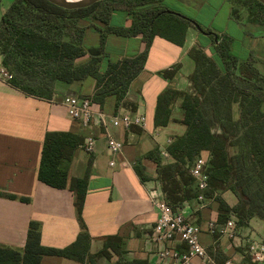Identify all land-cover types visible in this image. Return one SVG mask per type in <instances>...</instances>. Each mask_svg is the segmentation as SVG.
<instances>
[{
	"label": "trees",
	"instance_id": "trees-1",
	"mask_svg": "<svg viewBox=\"0 0 264 264\" xmlns=\"http://www.w3.org/2000/svg\"><path fill=\"white\" fill-rule=\"evenodd\" d=\"M232 1L234 20L244 18L249 24L264 27L262 3ZM117 12L129 17V26L112 24ZM86 19L89 23L81 25V20ZM190 28L209 35L220 63L198 47L190 51L195 62L190 77L194 93L167 89L158 97L154 120L156 127H166L171 122L173 104L181 100L185 132L167 147L171 161H165L157 149L150 151L147 158L157 166V179L172 209L197 200L199 191L190 170L198 157L207 154L210 188L205 198L219 204L218 223L224 224L232 216L239 227L255 217L264 221V61L253 52L246 60L237 58L232 53L229 36L211 33L210 29L168 9L163 0H103L72 10L48 0H14L0 19V57L3 68L12 76L9 83L28 96L52 100L59 83L93 78L95 91L88 99L103 107L106 99L114 96L118 108L131 82L144 69L154 38L158 36L183 46ZM89 30L99 35L98 47H87ZM109 35L141 37L145 48L136 57L110 61L105 49ZM175 73L176 70L164 71L162 75L171 80ZM83 143L82 138L69 132H47L38 179L52 188H68L73 192L84 230L81 214L88 173L68 181L74 152ZM136 172L143 178L140 167H136ZM223 190L237 196L234 207L215 195ZM0 197L29 202L28 198L2 192ZM90 240L89 233L83 231L66 248L44 247L38 223L31 222L24 250L0 248V264H40L45 255L96 264L97 256L90 253ZM110 250L119 257L114 264H145L122 260L125 251L119 237L108 238L100 254L109 258ZM244 263L258 264L250 256L244 258Z\"/></svg>",
	"mask_w": 264,
	"mask_h": 264
},
{
	"label": "crops",
	"instance_id": "crops-1",
	"mask_svg": "<svg viewBox=\"0 0 264 264\" xmlns=\"http://www.w3.org/2000/svg\"><path fill=\"white\" fill-rule=\"evenodd\" d=\"M170 1L163 0L168 9ZM183 2L180 5L195 10L196 16L191 17L183 11L182 15L199 25H204L206 22L202 23L199 10L208 5L207 0ZM221 2L222 5H228V10L222 17L225 21V30L222 29V25L216 24L217 12L213 13L208 29L216 35L229 36L232 39V53L239 58L234 50L235 41L228 31L231 26L240 27L248 55L239 59L246 60L253 52L257 58L264 61V27L249 24L244 18L234 20L231 16L233 1ZM5 11L6 9L0 12V19ZM117 13L130 24L126 14ZM83 21L84 26L89 23L88 20ZM94 23L102 27L100 23ZM110 38L112 35L107 37L105 47L109 57L107 59L110 61L136 57L145 48L141 37L116 36L114 38L121 39L113 41ZM85 43L87 47H98L99 35L93 42H89L86 36ZM196 47L220 63L209 35L207 37L194 28L188 30L183 46L155 37L145 67L131 82L123 103L116 108V99L111 96L106 99L103 107L98 105L95 108L108 117L126 112L146 117L145 129L133 126L126 130L109 125L107 131L124 143L122 151L115 156L111 155L107 147L106 128L102 125L84 128L79 121L70 117L63 104L64 98L68 96L90 97L95 91V79L87 78L72 84L59 83L53 99L44 100L28 96L13 87L0 72V192L29 199V202H21L0 197V248L23 251L29 225L36 222L41 233V244L48 248H66L75 242L81 232L87 231L91 238L90 253L97 256L96 264H114L119 260L118 255L111 250L109 258L100 254L104 242L110 237L122 239L125 251L122 260L127 263L162 262L158 253L169 244L154 243L150 238L158 219V212L148 191L156 189L165 199L166 195L161 181L157 179V166L147 158V154L154 149L160 152L167 151L173 139L185 132L186 128L181 123L183 119L181 100L173 104L171 122L166 127H156L154 120L158 97L167 89L194 93L190 77L195 71V62L190 56V51ZM106 63L107 60L104 61L102 70ZM1 69L3 66L0 57V71ZM175 70L176 73L171 80L165 79L162 75L164 71ZM47 132H69L82 138L83 142L88 137L96 140L94 151L91 153H87L79 146L68 168L69 182L73 178H83L88 173V187L81 214L84 230L79 222L73 192L68 188L63 190L52 188L38 179ZM164 160L171 161L170 158ZM111 162H114L113 166ZM137 166L141 168L144 179L136 172ZM215 195L221 197L230 207L238 203L237 196L230 190L218 191ZM188 206L190 209L187 221L202 229L201 242L216 264H225L227 261L233 264H247L244 263L243 255L244 236L250 235L249 239H264V224L260 219L257 221L256 217L250 219L245 226L239 227L236 223V230L240 231L241 235L234 241L218 234L211 235L208 232L209 223L215 222L220 225L219 204L214 199L205 198L203 202L189 201ZM40 264L81 263L60 256L45 255L41 258ZM195 264L207 263L197 259Z\"/></svg>",
	"mask_w": 264,
	"mask_h": 264
},
{
	"label": "built area",
	"instance_id": "built-area-1",
	"mask_svg": "<svg viewBox=\"0 0 264 264\" xmlns=\"http://www.w3.org/2000/svg\"><path fill=\"white\" fill-rule=\"evenodd\" d=\"M1 75L7 81L12 76L6 69H1ZM70 117L81 123L84 128H91L94 125L106 128L107 147L111 155L115 156L120 153L124 147V143L115 139L109 131V125L113 127H122L129 130L136 126L145 129L147 126L146 117L144 115H133L129 112L124 114L108 117L100 111H96L97 107L90 99L79 96H68L63 100ZM96 140L93 137L85 139L82 148L91 153L94 151ZM161 156L169 159L170 155L167 151H161ZM209 157L203 154L198 157L190 170L191 176L197 185L199 195L197 201L205 200V192L209 190V175L207 174ZM114 165V162H111ZM148 194L158 212V219L151 233V240L154 243H168L169 245L160 249L158 256L162 262L159 264H195V260L201 259L207 264H216L214 259L208 254L206 248L201 242L202 229L195 224L187 221L189 211L188 202H185L177 209H172L167 203L162 193L156 189H150ZM208 232L211 235H220L227 237L229 240H236V218L231 217L226 223L218 225L211 222L208 225ZM175 243V244H174ZM181 246V247H180ZM248 254L253 262L264 264V239L248 240ZM225 264H233L231 261Z\"/></svg>",
	"mask_w": 264,
	"mask_h": 264
},
{
	"label": "rangeland",
	"instance_id": "rangeland-1",
	"mask_svg": "<svg viewBox=\"0 0 264 264\" xmlns=\"http://www.w3.org/2000/svg\"><path fill=\"white\" fill-rule=\"evenodd\" d=\"M173 1V2H171ZM169 2V8L172 9V11L178 13V14H183V12H186L188 14H190L191 17H195L196 13H194L195 10L187 8V7H182L180 4H183V0H171ZM222 0H207L208 5L203 8L202 10H199V13L201 15V21L202 23H204V25H201L203 28L208 29V27L211 24V19L213 18V13L217 12L218 13V17L216 20V24H218V26L222 25L224 29L225 27V21H223V15L227 12L228 10V5L227 4H223L222 5ZM14 2V0H1L0 2V12L2 10H5L7 8L10 7V5ZM180 11L182 13H180ZM185 14V13H184ZM184 16V15H183ZM191 19V18H190ZM87 21V19H86ZM113 25L114 26H128L129 21L127 22L123 16L120 15V13H117L114 18H113ZM84 21L81 20L80 24H84ZM89 22V21H87ZM201 23V24H202ZM237 28L231 26L228 33L230 34V36L234 39L235 43H234V50L235 53L237 54V56L239 58H244L245 56L248 55L247 50H246V46L244 45L243 41H244V35H243V31L240 27L236 26ZM221 30V29H219ZM225 30V29H224ZM205 36L208 37L207 34H203ZM87 37H88V41L89 42H93L96 41L98 39V35L96 33H93V31L89 30L87 32ZM116 37L115 35H112V38H110L111 41H113V39H121V38H114ZM262 60V59H261ZM223 188V187H221ZM167 201V200H166ZM168 203V202H167ZM258 219V220H257ZM257 221H260L259 218H257ZM262 224H264V222L261 221ZM237 231V230H236ZM237 236L241 235L240 231L236 232ZM243 236V235H242ZM249 236H244L245 239V247H244V251H243V255L244 257H246L247 259H249V254H248V240ZM254 239V238H252ZM255 240H263V239H255Z\"/></svg>",
	"mask_w": 264,
	"mask_h": 264
},
{
	"label": "water",
	"instance_id": "water-1",
	"mask_svg": "<svg viewBox=\"0 0 264 264\" xmlns=\"http://www.w3.org/2000/svg\"><path fill=\"white\" fill-rule=\"evenodd\" d=\"M50 3L62 7L64 9H78V8H85L95 3H98L103 0H79V1H69V0H48ZM264 5V0H257Z\"/></svg>",
	"mask_w": 264,
	"mask_h": 264
},
{
	"label": "bare ground",
	"instance_id": "bare-ground-1",
	"mask_svg": "<svg viewBox=\"0 0 264 264\" xmlns=\"http://www.w3.org/2000/svg\"><path fill=\"white\" fill-rule=\"evenodd\" d=\"M69 1H79V0H69Z\"/></svg>",
	"mask_w": 264,
	"mask_h": 264
}]
</instances>
